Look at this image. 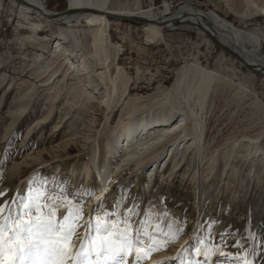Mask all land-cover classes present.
Returning a JSON list of instances; mask_svg holds the SVG:
<instances>
[{
	"label": "bare ground",
	"instance_id": "obj_1",
	"mask_svg": "<svg viewBox=\"0 0 264 264\" xmlns=\"http://www.w3.org/2000/svg\"><path fill=\"white\" fill-rule=\"evenodd\" d=\"M46 1L0 0V10L6 3L11 14L16 8L17 20L30 29L31 34L22 36V41L51 49L47 60L42 57V54H35L36 59L40 61L39 66L42 67L43 74V77L38 79L41 82L38 85L47 86H45L46 94L42 95L41 92L34 94L41 89L36 82L23 79L20 82H14L15 78H10L6 72L0 71V84H7L1 96V103L5 102L8 110L12 111L9 118L16 121L22 115L25 116L26 111H30L35 119L40 120L52 121L56 116L60 118V121L58 119L59 122L52 127L56 129L62 126L75 127L77 121L86 117V113H90L91 108L94 107L101 108L100 118L105 124L112 120L115 110L119 109V112L114 128L112 127L113 131H100V129L95 131L96 127L94 131H91L92 129L90 131H52L51 129L46 133L48 138L46 147L40 140L44 131H24L16 148L21 156L14 153L16 155L13 160L10 163H4L0 170L2 178L0 191L18 197L13 207L20 206H17L20 196L27 199L39 193L44 194L40 197V204L44 205L47 202L44 197H47L51 189L52 191L55 189L56 194L61 198L69 196L73 198L69 203L70 207H74L77 211L82 208L84 215L77 221L80 225H84L90 218L95 223L96 216L103 218L105 213L118 212L121 216L130 214L129 222H134L140 217L143 221L140 224V230L145 239L160 233L167 241L179 244L186 238L179 250L170 248L167 252L149 251L150 260L154 259L156 264H160L161 261L165 264L170 262L173 264L175 260V264H181V259L184 264L183 258L188 254L186 248L190 249L191 245L196 247L198 234L200 238L207 239L217 248L223 234L227 247L221 249H224L225 253L234 255L236 251L243 249L251 258L252 264H261L259 260L264 257V251H258L260 247L258 241L264 239V229L260 231L261 236H257L252 244L244 240L246 237L243 236V232L248 230L251 235L256 232L253 218L255 210L251 207L254 212L250 215L248 209H245L247 205L245 200L250 194L258 197L261 192L264 193V179L261 177V173H264V131L249 133L240 131V134L229 136L228 147L224 149V152L222 151L224 155H227L222 166L223 170L218 178L209 180L208 177L214 178L211 174L215 169L217 159L215 152L217 151L207 154L206 150H203L205 154H202L201 148L204 147V142L201 136L205 126L204 119L195 117L197 113L195 115L192 106L189 108L186 105L187 97L194 95L196 98L199 97L200 103H204L203 99L211 87L227 88L234 92L240 102L248 101L255 115L264 120V102L240 82H235L219 72L202 66L197 55L175 70V78L162 90L164 92L162 98L157 99L154 94L146 96L130 94L131 78L116 63L119 49L118 45H114L110 40L107 13L136 15L163 22L172 16L175 9L168 1H164L161 11L157 13L150 11L146 15L136 12L135 7L113 8L112 0H67V10L70 11L68 14L51 13L46 8ZM228 1L234 3V0ZM238 2L241 3L245 16L253 13L264 15V0H238ZM179 9L188 13L205 15L210 24L225 32L220 33L212 26V31L219 34L216 37L220 42L237 47L239 54L242 52L243 59L251 65L264 66V58L258 54L260 47L264 44V30L261 27L257 26L250 30L236 29L231 23L220 19L214 12L195 9L189 2L179 4ZM32 13L34 16L30 15ZM158 22L147 23L145 26L146 39L150 42L162 40V25ZM203 22L201 20V23ZM38 28L51 29L53 34L39 36L36 33ZM80 29H85L90 39L91 52L88 57L76 53L83 44V41L75 34V31ZM244 38L253 42L252 50L242 45ZM253 56L255 59L252 58ZM60 57L62 61L58 62ZM6 64V60L0 55V67ZM63 65L64 69L61 68ZM97 65H103L106 68L95 74L98 79L95 83L92 72ZM69 74L85 76L83 80L81 79L82 82L80 80L81 83L77 82V87L70 88L71 85L70 87L65 85V77ZM25 84L30 87L29 90L22 91L21 94L17 92ZM100 84V90L97 92ZM85 86L91 89L86 92ZM9 89L17 92L14 96L16 100L6 101L11 91ZM92 89L96 90L97 95L91 92ZM65 94L70 96L68 95L67 98ZM45 96L51 100L49 104L47 103L49 107L47 106V110L43 113ZM61 96H65L68 111L59 110L58 113H54L55 101ZM181 98H186L185 108ZM76 103L79 105L76 106ZM145 107L148 109H144ZM243 108L239 109L243 110ZM71 109L74 110L69 116ZM30 118L32 121L33 117L25 116L24 121L30 123ZM92 122L91 124L95 121ZM189 127L192 130L187 131ZM17 136H19L18 133ZM100 140L101 143H99ZM38 141L40 142L37 143ZM212 142L214 141L212 140L211 144ZM217 150L219 152V149ZM219 162L221 163V160ZM224 171H226L225 175H223ZM214 180L219 181L218 185ZM30 188L31 193H29ZM155 198L162 199L163 206L177 216L176 224H168L166 220L158 222V219L150 214L151 212L148 213L145 210L148 203ZM129 208L133 209L132 212L128 211ZM44 209L49 210L50 207ZM229 209L231 218L224 216ZM110 217L112 215H109L107 219ZM58 219H63V216L61 215ZM212 220H218L219 223L213 224ZM228 222L231 224L229 228L232 231L224 237L223 231L228 228L226 227ZM180 236L182 239L178 242L177 239ZM218 236L220 238L217 239ZM252 251L256 253L254 256L251 254ZM130 257L131 255L126 257V264L130 261ZM146 263L147 261L144 260L138 261V264ZM222 264L229 263L223 260Z\"/></svg>",
	"mask_w": 264,
	"mask_h": 264
},
{
	"label": "rangeland",
	"instance_id": "obj_2",
	"mask_svg": "<svg viewBox=\"0 0 264 264\" xmlns=\"http://www.w3.org/2000/svg\"><path fill=\"white\" fill-rule=\"evenodd\" d=\"M164 1L170 2L173 7H176V5L182 4L184 2H189L195 9L201 10L203 12H208V11L214 12L215 14L219 16L220 19H222L225 22L231 23L236 29L250 30V29H254L255 27L259 26L264 30V15L262 13H253L251 15L245 16L242 12L243 7L241 3L238 2V0H234L235 4L234 3L232 4L231 3L232 1L229 2L228 0H112L111 7L113 8H117L120 6H123L126 8L135 7L136 12L142 13V15L143 14L146 15V13L150 11L154 13L161 11L163 8ZM67 7H68L67 0H47L46 1V8L51 13H58L60 11L65 10ZM83 11H89V10H83ZM77 12H82V11L77 10ZM77 12H74V13H77ZM16 14H17L16 8L13 14L10 13V11L8 10L7 3L6 5L4 4L3 9L0 10V55L7 62L6 65H3L0 67V71L6 72L8 75H10V78H15V80L13 79L14 82H20L23 79L26 81L36 82L37 86H39L38 84H40L41 82L38 79L42 78L43 74L41 73L42 67L39 66L41 65L39 64L40 61L36 59L35 54L40 53L43 55L42 57L46 58L45 60H47L50 57L51 49L49 47L48 48L41 47L37 44H32V43L30 44L28 41H25V42L22 41L21 37L25 36V34L26 35L31 34V31L25 24H22L17 20ZM30 15L34 16L33 13ZM106 17L109 20L108 33H109L110 40L114 45H118V49H119L116 55L117 57L116 63L119 66H121L126 72V74L130 76L131 78L130 85H129L131 95L146 96L148 94L150 95L154 94L156 96L155 98L157 99L162 98L164 94L162 90L165 87L169 86L174 80L175 70L178 67H180L182 64H184L186 61L193 59L194 56L197 55L198 60L202 66L212 69L216 72H219L222 75L231 78L235 82H240L245 87H247L249 90L254 92L264 102V77L259 75L258 73H255L249 70L235 57L221 50L204 33L197 30L194 26L180 25L174 28H169V29L162 27L161 28L162 40H158V41L154 40L153 42H150L148 39H146L145 26L147 25V23L143 24V23L134 22L128 19H119V18H113L109 16H106ZM211 25L218 32L225 33L222 29L218 28L217 26L213 24ZM243 26H248L250 28L243 29L242 28ZM36 33L39 36H45V35L49 36L53 34L51 29H42V28H38ZM75 34L78 39L83 41L81 49L79 51H76V53L78 55L88 57L91 52V47H90V41H89L90 39L85 29L76 30ZM242 45L248 50H252L254 48L253 42L247 38H244V40L242 41ZM228 46H230V48L234 49L235 52L239 54V51L235 49L233 45L228 44ZM258 54L261 58H264V44L260 47ZM239 55L242 57L241 53ZM60 61H62L61 57L58 58V62ZM61 68L64 69L65 66L63 65L61 66ZM105 68L106 67H104L103 65H97L94 68L93 70L94 73L92 72V74H93L95 83L98 82V79L95 74H97V72L101 70H104ZM84 76L85 75H82V76L74 75L73 76L69 74L65 77V85L69 87L71 85L70 88L77 87L78 84L82 82ZM5 84L6 83H3L2 85L0 84V170H2V165L4 163L5 164L8 162L10 163V161L13 160V157L16 154L21 156L20 154H18L16 148H17V145L19 144L20 138L23 136L24 131H44L45 133L43 132L40 140H41V144L43 142V146L46 147L48 145V141H47L48 138H46V133L47 131H50L51 129L52 131L53 130L54 131H61V130L62 131H90L91 129H92L91 131H94L96 127L95 131H99L98 129H100V131H113L112 127L116 123V120H117L116 118H118L119 109L115 110L111 118L112 120L109 121L110 123L108 122L107 124H105L102 121V118H100L101 108L94 107V108H91L92 110L90 109L91 111L89 110L90 113L89 112L86 113L87 115V116L85 115L86 117L81 118L83 122L81 120L77 121L78 126L76 125L75 127L68 128L65 126L67 129L63 126L61 128H56V129L52 128L54 124H57L60 121V118H57L56 116L52 120L53 122L51 120H40L38 118L35 119L33 114L30 111H29L30 113L28 111H26L25 113V116L33 117L32 121H31L32 118H30V123L24 121L25 120L24 115L18 118V120L13 121V119L9 118L11 117L12 111L8 110V107L5 104V102L1 103V96L7 87V84L6 85ZM22 86L23 88H20L17 90V92H19L20 94L22 91L25 92L29 90L30 88L29 86L27 87V84L22 85ZM45 86L46 85L39 86V89L40 88L41 89L35 92L33 91L34 94H37L40 92L42 93V95L46 94L47 91L45 88L47 86L46 87ZM100 86L101 84L98 86V88ZM43 89L45 90L41 91ZM84 89H87L86 90L87 92L91 89V87L85 86ZM218 89L223 90V91L221 92ZM9 90L11 91H9L7 97L8 98L10 97V98L9 99L7 98L6 101H9V100L11 101L13 99L16 100L14 96H16L17 92L15 93V91L13 90L14 92L13 93L12 89H9ZM99 90L100 88L97 90V92ZM91 92L94 95H97L96 90L92 89ZM213 93L214 95H212ZM60 95H64V94H60ZM68 95L65 94L67 98H68ZM17 96L19 97L20 95H17ZM65 96L64 97L61 96L59 98L57 97V100L55 101L56 104L54 103L55 108H56V109L54 108V111H53L54 113H58L59 110L60 111L63 110V112L68 111V107H66L65 105V100H66ZM187 99L189 102L187 101V105H186L185 104L186 98H181V102L184 105L182 106L184 108L186 106H188L189 108L192 106L191 108L194 109L193 112L195 113V115L197 113L195 117L198 116L197 118H199L200 120L204 119L203 125L205 126H204V130L201 136L202 137L201 139L204 142L203 143L204 149L201 148V151L206 150L205 153L207 154L214 153L215 151H217L215 152V154L217 155L216 158L218 159L220 157L219 159L221 160V163L219 162L220 161L219 159L218 161L216 159L215 169L211 174V175H214V178L213 176L211 178L208 177L209 180L216 179L219 177L220 173L222 172L223 170L222 166L224 165V160L227 158V155H224L223 152H224V149L228 147V142L230 140L229 136L240 134L241 133L240 131H246L245 133H249L251 131H264V120L255 115L248 101L247 102L245 101L244 103V101L241 100L240 102L237 96H235L234 92L231 90H228L227 88L220 89L219 87H211L210 89H208L206 97H204L205 100L203 99L204 103H200L201 100L199 99V97L196 98L195 95L192 97H187ZM49 100H51V98H46L45 96L44 101H45L46 107L44 105L43 113L44 111L47 110V106L49 107V105H47V103L48 104L50 103ZM75 100L77 101V97H75ZM236 101H239V102H236ZM189 103L191 105H188ZM78 105L79 103L76 106ZM60 107L61 109H58ZM240 107L241 109L244 107L243 110L239 109ZM144 109H148V107H145ZM73 110L74 109H71V112L68 114L69 116ZM95 111L97 114L95 113ZM94 117L95 118L97 117L98 119L95 120ZM70 119H72V117ZM6 120L10 124L6 122ZM92 120H94L95 122L94 121L93 122L96 124H94ZM86 121L89 123H87ZM50 122H51V125H50ZM78 122L80 125L78 124ZM91 122L93 124H91ZM38 124H39V127H38ZM190 130L192 129H190L189 127L187 131H190ZM17 133L19 136H17ZM13 136L15 137V139ZM43 139L46 141H44ZM212 140L214 142L216 141V143L212 142L211 144ZM31 141L33 142L35 140H31ZM226 141H227V144H226ZM39 142L40 141H38L37 143ZM99 143H101V140L99 141ZM208 145H210V147H207ZM208 148H210L209 149L210 152ZM217 149H219V152ZM204 151L202 154H205ZM215 171L216 172L218 171V172L216 173ZM224 172L225 173H223V175L226 174V171ZM263 174L264 173L262 172L261 177L264 179ZM0 176H1V171H0ZM1 182H2V178L0 177V184ZM216 182H217L216 184L218 185L219 181H216ZM54 191L55 189H53V191L51 189L49 193L47 194V197L48 196L56 197L57 199H53L49 201L47 197H44L45 200L48 202L50 209L53 204H55L57 208H60L62 204H66V203L69 204L72 202L73 200L72 197L70 196L66 197L67 200H65L64 199L65 197L61 198L58 194H56L57 192L55 191L54 193ZM254 196L250 194L248 198L245 200V203L247 204L245 206V209H248V213L250 215L253 214L255 210L253 214L254 216L253 215L252 216L255 219L254 221H255L256 232L255 234L251 235V233L247 230L243 232L244 235L241 234L246 237L244 238V240L245 241L247 240L249 244H252L255 241L257 236H261L260 231L264 229V193L261 192V195H259L258 197L256 196L254 197ZM18 205H20V201L19 203H17V206ZM251 207L254 208V210H251L252 209ZM49 210L44 209L43 211L45 214H47ZM145 210L148 213L151 212L150 214H153L154 217L158 219V222L166 220L168 224L174 225L178 221V218H176L177 216H175L174 213H172L170 210L168 211L166 207L163 206L162 199L160 198H155L153 201L149 202ZM230 213H231V210L229 209L226 211L224 216L231 218L232 214ZM117 214H118L117 216H112L108 218V220L109 222L119 220L120 223L118 224V228L123 229L125 227L123 221H125V219H128V221H130V214L125 215V216H121V214L118 212ZM255 215L257 217H255ZM59 217L57 216V219ZM59 220H62V219H59ZM141 221L142 219L139 217V219L137 218V220H135L134 222H130L131 227L134 230L133 236H134V243H135L134 252L130 254L131 255L130 261L132 262V264L136 263V257L134 254L136 250L142 253V257L139 260L141 261L144 260L145 262L147 261L146 264H156L154 263V259L150 260V256H151V254H149L150 248L152 250H158L160 252H167L169 251L170 248L171 249L176 248V250L177 249L179 250L184 240H186L185 238L179 244L177 243L174 244L172 241L170 242L167 241L164 235L160 233H155V235L153 234L154 237L152 236L150 237V239L148 238L145 239L142 236V232L140 230ZM229 223L230 222H228L226 225V227H228L227 228L228 230L225 229L223 231V233L225 234L224 237H226L228 233L232 231V229L229 228L231 226V224ZM263 233H264V230H263ZM182 236L178 237L177 239L178 242L182 239ZM201 238L198 234L197 235L198 244L196 245V247H193V245H191L189 247L190 249L186 248V252L188 254H186V256H184L183 258L184 264H187L188 262H191V264H222L223 260L225 261V263L228 262L229 264H245L246 261L251 260V258L248 256V254H246V252L243 249L236 251L233 255V254L225 253L226 251L220 248L219 251L225 253V255H220L219 252L215 250L214 246L211 245L207 239L205 238L201 239ZM218 238L220 237L218 236L217 239ZM261 240L264 241V239H260L258 241L259 242L258 244H260L259 248L261 249L260 250L258 248V251H264V242H262ZM206 251L210 253L207 258L204 255ZM175 261H173L174 262L173 264H175ZM194 261L196 263H194ZM259 261L261 264H264V257L260 258ZM160 264H165V262L161 261ZM169 264H172V263L170 262ZM181 264H182V259H181Z\"/></svg>",
	"mask_w": 264,
	"mask_h": 264
},
{
	"label": "snow or ice",
	"instance_id": "obj_3",
	"mask_svg": "<svg viewBox=\"0 0 264 264\" xmlns=\"http://www.w3.org/2000/svg\"><path fill=\"white\" fill-rule=\"evenodd\" d=\"M31 191L30 188L29 193ZM43 195L39 193L27 199L19 197L20 206L13 207L18 197L0 191V264H126V257L135 248L134 230L127 219L122 230L118 228L119 220L110 223L107 219L109 215L117 216L116 212L105 213L103 218L96 216L95 223L90 218L80 225L77 221L84 215L82 208L77 211L67 203L60 208L53 204L45 214L43 208L49 205L47 202L40 204ZM132 210L128 209L129 212ZM58 215L63 219H57ZM211 223L219 221L212 220ZM223 247L227 245L221 234L220 245L214 248L220 255H225L219 251ZM134 254L138 264L142 253L136 250ZM209 254L208 251L204 253L206 258ZM251 254L256 253L252 251Z\"/></svg>",
	"mask_w": 264,
	"mask_h": 264
},
{
	"label": "water",
	"instance_id": "obj_4",
	"mask_svg": "<svg viewBox=\"0 0 264 264\" xmlns=\"http://www.w3.org/2000/svg\"><path fill=\"white\" fill-rule=\"evenodd\" d=\"M69 12L70 11L67 10V8H66L65 10L60 11L58 13L59 14H68ZM107 16L113 17V18H119V19H128V20H131V21H134V22L143 23V24H146V23H157L158 22V21H154V20H150V19H145V18L136 16V15H117V14L107 13ZM201 20H203L204 22L201 23ZM158 23L160 25H162L163 28H166V29L174 28V27L180 26V25H191V26H194L197 30L203 31V33L215 45H217L221 50H223L224 52L232 55L237 60H239L246 68H248L249 70H251V71H253L255 73H258L259 75L264 76V66L263 65H261V64L251 65L250 63L245 61L239 54H237L234 49L230 48V46L220 42L217 39L216 36H219V34L214 33V31H212L213 27L210 24V22L208 21V19H206L205 15L199 14V13H188L186 11L180 10L179 9V4H178V5H176V7L174 9V13L172 14L171 17H169V19L167 21L158 22ZM167 23L169 25H166ZM242 28L243 29H248L250 27L243 26ZM233 47L235 49H237V47H235V46H233ZM252 58L255 59L254 56Z\"/></svg>",
	"mask_w": 264,
	"mask_h": 264
}]
</instances>
